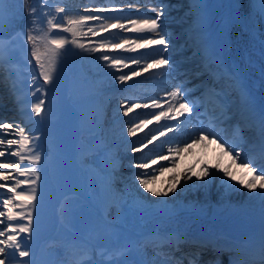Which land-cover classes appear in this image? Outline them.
Masks as SVG:
<instances>
[{
	"label": "bare ground",
	"instance_id": "obj_1",
	"mask_svg": "<svg viewBox=\"0 0 264 264\" xmlns=\"http://www.w3.org/2000/svg\"><path fill=\"white\" fill-rule=\"evenodd\" d=\"M187 1L191 3V0ZM108 2H114V0H48L46 10L52 9L53 4H57L64 8L65 12L61 13L59 18L62 23L66 22L68 19L79 18L82 15H96L97 13L94 11L96 5ZM203 3V9L193 5L191 6L189 16H184L180 21L179 29H181L179 32L182 34L186 31L184 27H181L183 22L189 25L190 23H195V21L200 22L202 19V21L208 22L204 36H209V41L207 39L206 44L203 41V34L191 29L187 40L188 44H186L190 50H179L176 52V55H186L187 52L194 56L199 55L206 51L207 45L212 47V49H209L210 52L215 51L222 56L224 51L228 49L229 51L232 50L235 57L229 52L231 57L226 54L223 56L222 61H226L230 64L238 56L237 61L235 60L236 64H238V69L235 68L236 70L231 75L234 85H230L229 83H227V85L231 87L236 101L235 103H237L239 107L242 105L243 108L247 109V112L244 114L248 118L247 121L249 125L255 127L256 134L260 130L264 131V116L261 114V110H264V19L262 21V18L260 16L258 17L256 14L259 5L254 4L252 0H203ZM244 5L251 6L252 8V12L249 13V16H252V25H248L246 20L243 19V11L241 8H244ZM88 8L92 10L85 11V9ZM144 11L145 10H141V12ZM180 12L181 11L176 13V15H179ZM104 15L110 19L114 14L104 13ZM115 15H119V13ZM109 19L103 21V23L114 22H108ZM231 25L234 28L236 27L239 31L240 29L238 28L246 29L245 33L247 37H244V40H242L241 38L233 36V34H231ZM170 29L178 31V29L176 30L174 27H170ZM112 31L115 32L116 30ZM56 32L60 35H65L59 30H56ZM257 42L259 45L254 48L253 45L256 46ZM170 47H173V45ZM247 49H251L250 53L261 51V55L259 57L257 56V62H251L245 59ZM257 49L259 51H257ZM69 55L75 63L73 74L76 77L75 80H73L74 84L71 96L78 101L80 107L86 110V113L83 114L82 125L83 136L81 143L83 144V149L78 155L82 163L88 168L86 170L88 172L97 173L100 168L103 166L106 167L105 170L102 171V174L99 173L101 174L100 179L108 181L106 188L110 189L109 193L113 192V195L116 194L111 196L110 202L101 210V216L95 214L94 211L91 210L90 204H86L79 196L68 197L63 201L60 207V215L63 220L61 224L64 228H68L72 231L70 240L74 246L82 244L85 248L89 247L91 250H89L90 252L87 251V253H91L95 259L99 257L114 258L113 264H133L135 261L138 262V264H156V261L159 259L158 256L161 257V255L160 264H165V262L169 261H171L169 264H174V262L170 260L174 254V252L171 251L172 249L180 250L178 252H183L184 255H186L188 251L191 254V258L186 259L188 264L193 256L196 257V262L203 263L205 256L212 257L215 252L212 248V245L216 243L212 236L215 224H210L207 220L212 219L216 221L215 223L222 225V229L226 232H236L240 235L243 231H247L250 225H253L252 229L254 231L251 230L250 233L244 236H238V247H227L231 252L241 256L242 259H250L249 255L251 256V253H256V250H258V252L264 251V198L257 194L259 189H257L256 192L250 193L237 183L241 180L247 183L252 174L232 164L231 157L224 155L220 150L212 147L211 144H193L187 151L181 152L180 156L177 158L178 165L175 171L159 176L157 183L154 186L150 185V187H154L155 190L160 191L162 188L167 187L173 175L185 173L187 169H191L194 173H200L203 166L211 168L213 164H218L220 168H230L233 175L229 183L235 185L234 188L224 187L221 173L216 172L215 177L208 180L207 183L204 181H197L195 176L187 185L182 182L175 195L170 194L167 198L152 197L147 192H144L138 186L137 182L132 183L130 181L134 179L131 177L133 173L138 170L131 169L128 166L129 164L124 165L126 161L132 160L133 157L131 159L130 156H125V160H123L121 156L119 160H113L116 156L113 153L116 150L111 147L107 148L104 144L108 145L109 140L113 139L114 136L119 138L123 130H125L126 133L128 126L122 128L123 125L128 121L130 123L137 119V115L133 113H130L129 117H122L120 115L119 99L122 97V94L129 92V90H126L128 88L135 91L140 88L142 89L143 87L140 86H144V82L149 79L151 75H149V73H144L142 76L133 78L132 81L126 84L119 85L115 81V74H113L111 70L107 72V70L104 69L105 66L98 62L91 54H76L75 50H70ZM148 58L149 57H145L144 59ZM200 64L202 63L190 64L189 62L187 66L194 67ZM180 66H183V64ZM253 66L256 69L252 70ZM234 67H236L235 63ZM0 69H3V71L0 72V81L7 83V87L1 89L12 90L10 85L11 82L13 83L14 81V84L18 86L13 91L15 98L9 100L10 107H8V113L14 114L15 117H9V119H14L15 122L20 124L23 123L24 125L21 126L25 128V131L33 135L38 130V123L36 122L38 117L30 118V108L33 103L38 102L41 94L37 92L36 95H31L34 89L30 88L29 84L34 75L30 71L24 43L21 40L16 38L9 41L3 40V54L2 57H0ZM249 72L254 73V78L250 80L245 76V74ZM209 73L210 72H207L208 75H210ZM179 75L180 73L178 76ZM212 75H216V73ZM108 82H112L113 84L111 85H117L118 87L110 89L113 86L109 85ZM36 84L40 85L37 80ZM152 88L150 90H152ZM252 92L258 94L255 107L250 104V94ZM114 93L119 96V98L117 97V103L109 97ZM246 94H248V98L245 97ZM4 95L6 96L8 93L3 92L0 97ZM132 95H135L134 91H132ZM20 96H24L26 99L23 102H19L18 99ZM21 109H25V111H21ZM137 111V113H140L141 110ZM8 113L4 116L8 115ZM215 121L219 122L220 119H215ZM149 127L153 132L157 131L154 125H150ZM146 131L147 129L143 131L138 130V137L133 140L139 143L140 140L144 138ZM93 133H96V135H89ZM261 133L264 134V132L258 134L259 136L256 138L257 142L259 140L262 141L260 139ZM188 136V134L181 136L178 140H182ZM160 139L164 140V137ZM123 144H121L120 147L125 151L126 148L131 146L129 142ZM261 144V152L259 153L263 157L261 167L264 168V140ZM115 145L117 147L119 146L118 144ZM161 146L162 145L156 142V150H160L162 148ZM180 146H183L182 143ZM13 147L16 149L17 146ZM94 151H98V153L92 154ZM145 152H148V150H145ZM122 154L131 155L129 152H123ZM149 154H153V152H148V155ZM137 156L140 158L145 157L143 154ZM11 159L13 161L18 160L15 156L11 157ZM23 166H26V163L22 165V167ZM116 168L119 170V174L113 172V170H117ZM122 173H124L123 176ZM20 179H23V177ZM123 186H127L128 188L126 187L125 189ZM4 191H7V189H0V199L11 196L10 193H5ZM211 195L212 198H209ZM129 196L139 198V200L135 201L136 204L132 206V211L136 212L137 216L144 217L147 223L151 224L149 227L152 229L153 227H157V223H161V227L165 226L166 223L167 225L172 223V225L176 226L174 221H181L184 218L187 219V221L189 220L187 223H192L194 228L182 227V229L171 230V241L168 243H163L161 239L156 236L150 238V242H146L148 245L142 244L139 246L140 249L138 248V250L134 251L136 255L135 259H133V252L127 253L126 256L123 255L119 257L117 254L125 252L120 249L128 245L129 238L131 237L126 238L122 232L117 231L118 228L113 227L112 224L111 226L108 225L107 222L115 223L116 225L120 222L118 217L116 218L109 215L111 213L110 211L113 209L112 205L125 202L126 197ZM239 196L240 198L243 196L241 201H238ZM152 201L156 202V205H154L155 207H148ZM233 202H236L235 205L240 204L241 206L238 205L236 209H234L233 206L234 210L230 211L229 205L230 203L233 205ZM142 204L145 205L143 206ZM201 205H204V212L208 214V217L202 215L201 211H197L193 214L189 212L187 214L185 213V210H188L187 208H193V211H196V208H200ZM240 207L243 208L240 209ZM135 209H137V211H135ZM220 210L224 216L216 218V213H220ZM182 211H184V214L180 215L179 213ZM20 222L21 221H15L14 223ZM2 225L4 224H0V229H3ZM170 227L171 226L168 228ZM192 236H195L196 241ZM161 244L165 246L164 249H160ZM216 244L220 245L219 243ZM243 244H245V247ZM168 245H171V249H168ZM240 249H243L244 252L241 253ZM68 250L73 251L70 247H68ZM45 252L47 253L48 250H45ZM68 254L67 251L65 255L68 256ZM182 257L184 258V256ZM258 257H260V255H257V258ZM9 259L11 260V264H16V260L19 258L10 257ZM258 262L264 264V260H258Z\"/></svg>",
	"mask_w": 264,
	"mask_h": 264
},
{
	"label": "snow or ice",
	"instance_id": "obj_2",
	"mask_svg": "<svg viewBox=\"0 0 264 264\" xmlns=\"http://www.w3.org/2000/svg\"><path fill=\"white\" fill-rule=\"evenodd\" d=\"M7 0H0V57L3 54V5ZM25 5L21 18H27L25 28L15 34V38L25 44L32 46L31 57L34 58L36 66L39 67V76L43 80V86H50L55 83L56 66L67 51L75 50L76 54H91L95 59L109 68L115 74L117 84H126L133 78L140 77L144 73L158 79L161 83L173 81L172 89L165 88L160 96L139 102H129L121 99L119 102L120 115L129 117L130 113L139 116L134 110H141L147 113V118L136 119L128 124L126 136L134 138L139 131L147 129L144 138L137 143L129 140L131 145L129 151L133 157L129 161V167L135 169L134 180L138 186L152 197L167 198L170 194L175 195L179 186L183 182L185 185L195 179L204 181L215 177L216 172H220L223 178V186L234 188L230 184L232 172L230 168H220L218 164H213L211 168L203 166L200 173H194L187 169L185 173L173 175L167 187L160 191L155 190L150 185H155L159 176L168 172H174L178 165V157L181 152L187 151L193 144L217 143L221 153L231 157L232 164L242 168L252 176L247 183L243 180L237 183L251 192H256L264 198V171L252 166L243 158V150L234 144L226 141L209 123L205 124L200 119L202 115L201 104L197 100L201 97H194L191 87L183 81H176L177 66L166 55L172 44L168 35L166 20L168 6L164 0H147L149 6L144 12L140 9L144 4L140 0H114L110 5L101 4L94 8L96 15H82L79 18L68 19L66 22L55 23L52 19L47 20L49 29L59 30L65 35L53 36L45 33L43 36H34L33 25L39 19L37 8L40 7V15H43L46 5L42 0H16ZM254 4H259V15L264 19V0H252ZM193 3L200 6L203 0H193ZM91 8L85 11H91ZM56 12L63 13L65 9L60 7ZM104 13H113L112 23H103L109 19ZM119 13V15H115ZM147 13H155L147 15ZM100 22L98 26L95 23ZM112 30H116L115 32ZM117 35L120 36L117 39ZM149 57L148 59H144ZM28 65L32 61L28 60ZM37 77L32 76L30 88H33L31 95L41 94L38 102L33 103L30 108V118H40L41 120L51 115V109L46 108L47 88L36 84ZM194 87V86H192ZM197 91H200L197 89ZM211 95L217 97L219 102L220 93L215 91ZM199 127H195V125ZM154 125L157 129L153 132L149 127ZM192 126L191 128L189 126ZM180 126V127H178ZM181 128H188L192 132L189 139L182 142L183 146L177 143L169 146L167 152L156 151V142L163 145L170 137L169 133L180 131ZM0 129H12V133L7 131L0 134V158L6 155L15 156L16 161L0 159V169H11L13 171H0V189H7L11 194L8 198L0 199V224L4 228L0 229V264H11L10 257H18L16 264H32L29 258L33 255L30 250L31 239L34 233L36 221L37 203L41 199V166L44 157L40 151L39 141L41 134L32 135L25 131V128L18 122L0 120ZM15 134L18 139H4V136ZM164 137V140L160 138ZM17 146L15 150L7 152L4 149ZM152 146V147H150ZM154 155L149 156L148 152ZM138 153L146 158L141 159ZM23 166L22 165H25ZM23 177V179H20ZM21 221L20 223H14ZM169 264V262H165ZM189 264H196V257L193 256Z\"/></svg>",
	"mask_w": 264,
	"mask_h": 264
},
{
	"label": "rangeland",
	"instance_id": "obj_3",
	"mask_svg": "<svg viewBox=\"0 0 264 264\" xmlns=\"http://www.w3.org/2000/svg\"><path fill=\"white\" fill-rule=\"evenodd\" d=\"M48 0H42V3L44 5L47 4ZM86 2V1H85ZM29 3L32 4L33 0H29ZM113 2L108 3H102V4H112ZM165 5L168 6V13L166 16V20L162 21V23H165L167 28L168 35L171 38L173 47H169L166 55L171 59V61L177 66V68L182 67L180 66L183 64V66H187V64H194L195 62H198L199 55H192L191 53H188L186 55H176V52L179 50L187 49L190 50L188 45V37L190 35L191 29H196L198 33H202V31L205 32L206 25L208 24L207 21H204V23L201 21L200 23H190L187 25L183 22L181 27H184L186 29L185 32L182 34L179 32V24L180 21L184 16H189L191 12V6H196L197 8H203L204 3H202L200 6H197L193 3V0H191V3H188L187 0H164ZM101 4H98L96 6H99ZM259 5V4H257ZM37 8V14L39 16V19L37 22L33 25V32L32 34L34 36H43L45 33H51L53 36H62L56 32L55 29H49L47 25V20L52 19L55 23H61L59 18L60 14L56 12L57 8H60L59 5L53 4L52 9L46 10L43 15H40V7L39 5H33ZM149 5L144 4V7L141 8V10H144ZM26 7L25 5H22L19 2H16V0H7V2L3 5L4 9V24H3V36L5 41H9L13 38H15V34L19 33L20 30L25 28L27 18L22 19V12L23 8ZM240 8V7H239ZM181 9V10H180ZM243 11L242 16L243 19L247 21L248 25H252V16H249V13L252 12L251 6L244 5V8H241ZM179 11L180 14L176 15ZM260 12V6L256 10V14L259 17ZM154 15V14H152ZM150 16V15H149ZM113 21L111 18L108 22ZM263 21V19H262ZM99 22H96L95 24L98 26ZM170 27H174L178 31L171 30ZM233 30L231 33L234 34L238 38H244L247 37L246 33L243 29V31L236 30V27H232ZM116 38H120L119 35H117ZM183 38V40H182ZM187 42V43H185ZM249 42V41H247ZM258 43L256 46L253 45L254 48L258 47ZM252 46V45H250ZM25 53L27 56V62L30 59L32 61V65L29 66L30 71L33 73L34 76L37 77L38 83L43 86V80L40 78L39 73V67L36 66V62L34 58L31 57V51L32 46L30 44H25ZM187 47V48H186ZM208 51V50H207ZM251 49H247L246 59L251 62H257L258 58L261 55L260 51L257 49V53L252 52L250 53ZM208 52L204 56H206ZM178 56V58H177ZM202 55V58H204ZM253 56V57H252ZM71 56L69 55V51L65 53V55L61 58V60L58 62L56 66V72H55V83L54 86L50 85L49 88L47 86H43L47 88L48 92L52 96H49V93L46 96V108L51 109V115L41 120L40 118L37 119L38 123V130L34 134H41V140L39 141L40 144V151L42 153V156L44 157L43 163L41 166V186H40V196L41 199L37 203V208L35 212L36 221L34 226V233L31 239L30 250L33 253V257L37 258L38 255V264H63L67 262V264H70L73 261V256H77V261L73 262V264H89L91 260H93V257L86 254L87 251H89L87 248L84 249L82 247V250L76 249L74 254L72 251L68 250V246L71 247L69 244L72 242L70 240V234L72 231H70L68 228H64L62 223V218L60 215V207L65 198L67 197H74L75 192L76 195L80 196L86 204H90L91 210L94 211L95 214L101 216V210L104 209L106 204L110 202L111 196L113 195V192H110L109 188L107 187L108 181H103L100 179L102 171L105 170V166L99 169L97 173L94 172H88L86 171L88 168L86 165H84L81 161V158L78 157L80 151L83 149V144L81 143L82 139V125H83V114L86 113V110L79 106L78 101L71 96L72 90H73V80H75V75L73 74V68L75 66V63ZM179 61V63H178ZM254 67V66H253ZM255 68V67H254ZM107 70V72L110 71L109 68H104ZM3 71V69H0V72ZM9 76L8 74H5ZM251 73L247 74V78L250 79ZM1 77V76H0ZM190 76L185 77V79H189ZM252 78V77H251ZM13 79V78H12ZM180 81V80H179ZM195 85L199 86V81L196 82ZM201 81V80H200ZM15 81L11 82L12 90L9 89H1L4 87H7V83L0 81V96L3 92L8 93V97L5 95L3 97H0V120H6L9 122H15L14 119H9L15 117L14 114L8 113L9 112V100L14 99L15 96L13 95V91L18 87L14 84ZM142 89H138L137 91H134L137 96H139V99H134L135 101H132L129 99V96L126 94H122V97L120 99H126L129 102L135 103L142 100L150 99L151 97H154L158 92L156 91L155 87L152 88V84H157L156 87H162V83L154 78L153 76H150L149 79H147ZM109 85L113 84L112 82H108ZM113 86L110 89L118 87L117 85H111ZM110 86V87H111ZM152 88V90H150ZM163 88V87H162ZM131 94V90H129L128 94ZM154 93V95H152ZM159 96V95H158ZM54 97V99H52ZM110 99L115 101L117 103V97L119 96L117 94H111ZM26 98L24 96H20L18 101L23 102ZM114 105V104H113ZM118 105V104H117ZM4 108V112H3ZM138 110V109H137ZM137 110H134V112H138ZM21 111H25V109H21ZM4 116L5 114H7ZM140 115L137 116V119L147 118V113H142L140 111ZM94 114V113H93ZM96 115V114H95ZM113 116V115H112ZM136 120V119H135ZM133 122V121H132ZM131 123V122H130ZM129 124V121L123 125L122 128H126ZM21 125H24L21 123ZM115 126V124H114ZM121 128V127H120ZM48 129V130H47ZM7 131L8 133H12V129L4 130L0 129V134ZM52 133L51 135L48 133ZM33 134V135H34ZM96 133L90 134V136H94ZM138 137V134L137 136ZM134 138H129L126 136L125 130L121 133V136L119 138H116L115 136L113 139L109 140V144L107 145V148L111 147L114 150V155H116L113 160H119V158L122 156V159H124V156H131L129 154H122L123 152L130 153L129 149L130 147L126 148V151L121 148V144H126L129 142V140H133ZM4 139H17V136L15 134H11L8 136H4ZM115 144H118L117 147ZM123 144V145H124ZM167 145H163V149ZM0 148H3V146H0ZM7 152H11L15 150V147L10 149H4ZM51 152L50 155L48 153ZM166 153V151H163ZM97 154L98 151L92 152V154ZM141 153H138L137 155H140ZM154 154H149V156H152ZM91 156V155H90ZM11 157L6 155L3 158L4 160H12ZM118 158V159H117ZM146 158V157H144ZM141 158V159H144ZM231 159V158H230ZM13 161V160H12ZM129 164V161H126L124 165ZM117 169V168H116ZM0 171H13L11 169H5ZM113 172H117L119 174V170H113ZM101 173V174H99ZM124 173H122V176ZM134 178L133 176H131ZM132 183H136V181L133 179L130 180ZM129 181V182H130ZM3 183V182H0ZM128 186V185H127ZM126 186V187H127ZM126 187L123 186V188L126 189ZM128 188V187H127ZM5 190V189H2ZM5 193L7 191H4ZM8 193V192H7ZM248 194V193H247ZM246 194V195H247ZM116 195V194H114ZM113 195V196H114ZM241 195V194H240ZM217 196V193H216ZM244 196V195H243ZM243 196L238 197V201H241L243 199ZM5 198V197H4ZM209 198H212V195L209 196ZM3 199V198H2ZM223 199V198H222ZM118 200V199H117ZM139 200V198L134 196L126 197V201L123 203H118L115 205H112L113 209L110 211V216L118 217L120 222L116 225L115 223L107 222L108 225L118 228V232H122L125 237H131L132 241L136 239L138 234L141 236L138 237V240H141L145 238L144 243L150 242V238H153L154 236L160 235L161 238H163L162 235H166L165 230H169L168 236L171 230L173 229H180L184 228L185 226H188L189 220L182 219L181 221H174L176 226L172 225V223H169L167 227H161V223H157V227H153V229L149 226L151 224L147 223V220L144 217L137 216L136 212H133L132 206L136 204L135 201ZM221 200V199H220ZM225 201V200H224ZM221 201V202H224ZM156 202L152 201L148 207L150 206L155 207L154 205ZM236 202H233V205H229L230 211L237 208L238 205H235ZM226 204V202H225ZM143 206L145 204H142ZM115 206V207H114ZM140 206V204H139ZM234 206V209H233ZM241 206V205H240ZM199 207V206H198ZM160 208V207H157ZM243 207H240L242 209ZM188 210H185L186 214L189 212L191 214L201 211V214L208 217V214L204 212L205 208L204 205H201L200 208H196V211H193V208H187ZM159 210V209H158ZM137 211V209H135ZM231 213V212H229ZM180 215L184 214V211L179 213ZM218 216H224L223 213L220 210V213L216 215V218ZM210 224H215V226H218V228H215L217 231H220V234H223V230L221 229L222 226H219L220 224L215 223L216 221L207 219ZM172 222V221H171ZM167 224V223H166ZM188 224V225H187ZM4 228L5 225H2ZM171 226L170 228H168ZM163 233V234H162ZM134 234V236H133ZM148 235V236H147ZM170 237V236H169ZM130 239V238H129ZM53 241V242H52ZM45 244V246H44ZM68 245V246H67ZM148 245V244H146ZM129 247L131 244L128 245ZM144 246V245H143ZM42 248H46L48 252L46 253ZM75 248V247H74ZM52 249V251H51ZM130 251L131 249H126ZM69 253V257L65 255L66 253ZM42 254L40 255V253ZM132 252V251H131ZM129 252H125L127 254ZM135 252H133V259H135L136 255ZM33 257H29V259L32 261V264H36ZM58 257V259H57ZM91 257V258H89ZM228 257V256H227ZM100 259V258H98ZM103 259V258H101ZM106 260L107 262L103 264H113L114 258L107 257L104 258L103 261ZM161 259H158L156 261V264L160 263ZM95 262V261H94ZM133 264H138L137 262H133Z\"/></svg>",
	"mask_w": 264,
	"mask_h": 264
}]
</instances>
